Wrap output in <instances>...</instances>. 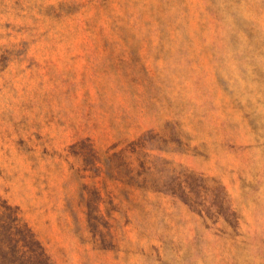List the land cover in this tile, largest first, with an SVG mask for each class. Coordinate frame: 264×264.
<instances>
[{"label":"rangeland","instance_id":"obj_1","mask_svg":"<svg viewBox=\"0 0 264 264\" xmlns=\"http://www.w3.org/2000/svg\"><path fill=\"white\" fill-rule=\"evenodd\" d=\"M0 195L53 264H264V0H0Z\"/></svg>","mask_w":264,"mask_h":264},{"label":"trees","instance_id":"obj_2","mask_svg":"<svg viewBox=\"0 0 264 264\" xmlns=\"http://www.w3.org/2000/svg\"><path fill=\"white\" fill-rule=\"evenodd\" d=\"M0 264H53L43 244L19 214L0 195Z\"/></svg>","mask_w":264,"mask_h":264}]
</instances>
